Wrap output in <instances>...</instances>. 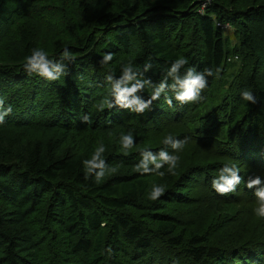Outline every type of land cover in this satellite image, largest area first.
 <instances>
[{
  "label": "trees",
  "instance_id": "16d2710c",
  "mask_svg": "<svg viewBox=\"0 0 264 264\" xmlns=\"http://www.w3.org/2000/svg\"><path fill=\"white\" fill-rule=\"evenodd\" d=\"M30 2L0 0V45L10 44L0 115L12 107L0 124V264H264L253 213L264 191V0H67L77 34L52 42L55 81L29 76L24 58L71 31ZM229 67L240 71L227 97L201 117ZM190 68L207 86L180 104ZM232 165L242 181L220 195L212 182Z\"/></svg>",
  "mask_w": 264,
  "mask_h": 264
},
{
  "label": "clouds",
  "instance_id": "9594fccd",
  "mask_svg": "<svg viewBox=\"0 0 264 264\" xmlns=\"http://www.w3.org/2000/svg\"><path fill=\"white\" fill-rule=\"evenodd\" d=\"M66 49V48H65ZM61 55H67V51L65 50L64 53ZM105 59H111L110 55H106ZM188 61L184 58H180L177 60L176 64L172 68V72L176 71V68L179 67L180 64H185ZM23 70L29 75H33L34 73L38 74L40 77H45L49 81H55L58 80L59 77L54 75L55 72H60V67L57 64L53 63L52 59L48 58V53L45 52L43 49L35 48L32 50L31 55L26 56L24 58L23 62ZM209 75H211V72L207 69L205 70ZM193 69H189L188 76L184 80H178L177 83L179 84L180 89L182 91L176 93L175 99L180 102V104H186V103H196L201 99V92L205 89L207 86V82L204 79L203 75H193ZM175 88V85H173ZM136 89H125L123 92L120 93L118 96L119 100H126L127 96L131 95ZM156 96H153V99H156ZM241 99L247 102H250L252 104L257 103L256 97L253 96L252 92L248 90H244L241 93ZM131 103H139L138 101H130ZM151 103V101H149ZM167 103L171 105L172 101L171 99L167 100ZM4 100L0 98V106H3ZM147 105L140 104L138 111H142L144 107ZM12 112V107L9 105L7 109L4 111V115H8ZM4 115H0V124L4 122ZM126 144H131V137H127ZM172 140V136H167L165 138V143H168ZM186 143V140H177L175 143H173V147L181 146ZM165 159H168L165 157ZM175 159V158H174ZM233 168H235V171H233ZM224 172H231V178L228 176H225L223 174L220 175L219 180H222L223 183H220L219 180H214L212 182V188L219 193L220 195H225L229 192H234L236 190V186L241 183L242 178L240 175H237L236 172H239V169L232 165V167H225L223 169ZM259 178L256 180L251 181V183H246V187L251 188L253 184H259ZM162 189L161 188H155L151 200H156L157 197L162 195ZM256 207L253 208V213L256 217L260 219H264V191H259L256 194Z\"/></svg>",
  "mask_w": 264,
  "mask_h": 264
},
{
  "label": "rangeland",
  "instance_id": "374dc122",
  "mask_svg": "<svg viewBox=\"0 0 264 264\" xmlns=\"http://www.w3.org/2000/svg\"><path fill=\"white\" fill-rule=\"evenodd\" d=\"M201 1L202 0H191V3L195 4V3H199ZM207 1H209V0H207ZM211 1H213V0H210V2ZM215 1H221V0H215ZM222 1H224V0H222ZM228 1H230V0H225V2H228ZM66 3H67V0H31V2L27 4V9H28L27 11L32 12V13L39 15V16H44V18L47 20L54 21L56 28L57 27L61 28V27H63V25H65L66 29L69 28L71 31V32H67L66 34H61L59 37L48 38L47 40H45L41 44L40 49H43L48 54L54 50V46L52 44V42L54 40L55 41L61 40L63 42H68V41L70 42V41H72V39L68 38V35L77 34V31H76L77 26L72 25V23L70 21V14H68V18L65 17V14H67L69 12V7L67 6ZM40 4L45 5L44 8L39 7ZM54 4L56 5L55 9H59V10L54 9V7H53ZM87 20H90V16L86 15V21H83V23L85 25H88V27L85 29V31H88L90 29L89 28V22H87ZM233 31H234V28H232L231 26L225 27V29H224V32L226 33V35L228 36V39H229L227 45H229L232 48L235 47L237 44V38H236L235 34L233 33ZM10 38H13V35H11ZM9 50H10V44L8 43V41H5L4 43H2L0 45V65L10 63L8 60ZM262 60H263V58H262ZM241 62H242L241 60H238L235 63H237V65H240ZM233 64L234 63H232V65ZM233 69L234 68L229 67V70L225 71L224 75H227V77H225L224 79H222L223 78L222 73L218 75L219 81L217 82L215 89L211 93V96L208 100V104L206 105V108L203 109V111L200 113V116L201 115L205 116L209 112L208 109H211L213 107L215 108V107L219 106L223 102V100L227 97V95H228L227 89L229 86V82L240 71V69H234V70ZM220 79H222V82L220 81ZM223 82H226V84H224ZM203 116H201V117H203ZM251 172H253V171H251Z\"/></svg>",
  "mask_w": 264,
  "mask_h": 264
}]
</instances>
